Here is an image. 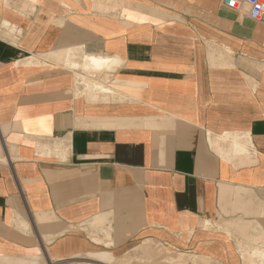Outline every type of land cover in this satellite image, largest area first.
Wrapping results in <instances>:
<instances>
[{"label": "crops", "instance_id": "1", "mask_svg": "<svg viewBox=\"0 0 264 264\" xmlns=\"http://www.w3.org/2000/svg\"><path fill=\"white\" fill-rule=\"evenodd\" d=\"M222 2L0 0V264H264V25Z\"/></svg>", "mask_w": 264, "mask_h": 264}, {"label": "built area", "instance_id": "2", "mask_svg": "<svg viewBox=\"0 0 264 264\" xmlns=\"http://www.w3.org/2000/svg\"><path fill=\"white\" fill-rule=\"evenodd\" d=\"M222 3L228 10H247L254 22L264 25V0H223Z\"/></svg>", "mask_w": 264, "mask_h": 264}, {"label": "bare ground", "instance_id": "3", "mask_svg": "<svg viewBox=\"0 0 264 264\" xmlns=\"http://www.w3.org/2000/svg\"><path fill=\"white\" fill-rule=\"evenodd\" d=\"M116 62L117 61H115V63ZM113 65H115L114 61L112 59H109V58H106V59H104V58H95V57L88 58L86 60L85 72L89 73V72L94 71V70H102V69H108V68L110 70L111 67H114ZM90 75H92V74H90Z\"/></svg>", "mask_w": 264, "mask_h": 264}]
</instances>
